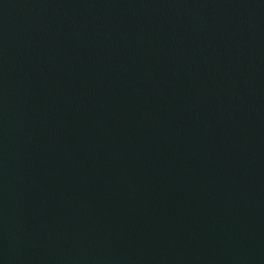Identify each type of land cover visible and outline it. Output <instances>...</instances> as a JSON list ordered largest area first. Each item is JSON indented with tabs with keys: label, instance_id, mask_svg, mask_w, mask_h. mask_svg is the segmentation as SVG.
<instances>
[{
	"label": "water",
	"instance_id": "1",
	"mask_svg": "<svg viewBox=\"0 0 264 264\" xmlns=\"http://www.w3.org/2000/svg\"><path fill=\"white\" fill-rule=\"evenodd\" d=\"M0 264H264V0H0Z\"/></svg>",
	"mask_w": 264,
	"mask_h": 264
}]
</instances>
